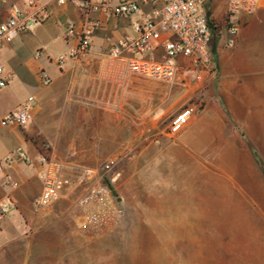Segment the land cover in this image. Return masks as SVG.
<instances>
[{"label": "crops", "instance_id": "obj_1", "mask_svg": "<svg viewBox=\"0 0 264 264\" xmlns=\"http://www.w3.org/2000/svg\"><path fill=\"white\" fill-rule=\"evenodd\" d=\"M118 1L110 0L112 4ZM130 1L140 4V12L119 18L88 14L71 4L60 6L55 0H42L54 20L38 26L36 36L29 32L20 35L0 53V61L7 62L11 59L9 53L17 48L16 42L29 39L43 43L53 40L48 49L59 51L55 57L44 49L36 51L35 56L47 62L33 68V74L39 76L37 84L27 80L19 90L22 93L28 89L32 94L22 98L16 95L10 89L15 75L7 70L10 90L3 93L0 89V126L10 128L0 137V160L18 147L30 158L24 163L13 157L0 172V203L11 200L15 205L13 216L7 215L0 231V264H13L24 247L37 264V245L52 248L61 245L64 238L70 242L72 236L85 231L76 205L80 190L64 194L39 214L33 211V202L43 191L40 156L46 143H50L56 156L86 166L119 155V162L126 161L123 154L134 149L136 180L144 182V175L150 172L151 202L161 208L157 210L160 213L182 205L179 199L199 190L207 173L214 174L217 196L226 205L259 207L264 212V1L258 12L245 20L235 49L218 42L215 73L208 77L201 93L203 110L175 140L161 135L156 119L165 122L175 115L176 87L132 71L127 63L133 58L162 62L164 43L170 34L157 27L141 52L131 53L128 49L121 60L110 57L115 43L136 39L135 26L165 3ZM227 3L228 0H212L206 11L222 19ZM9 4L22 5L23 0H10ZM8 8V4L0 7V22L7 18ZM86 18L99 23L90 56L58 66L54 59L75 46L65 37L66 20ZM42 70L52 79L48 86L40 79ZM187 94L184 92L180 99V108L189 100ZM30 97L34 98L31 121L23 128L3 125L2 117ZM21 220L28 230L23 236L17 231ZM9 246H13L15 256L5 258L1 252Z\"/></svg>", "mask_w": 264, "mask_h": 264}, {"label": "built area", "instance_id": "obj_2", "mask_svg": "<svg viewBox=\"0 0 264 264\" xmlns=\"http://www.w3.org/2000/svg\"><path fill=\"white\" fill-rule=\"evenodd\" d=\"M58 5L71 4L86 13H95L119 18H130L140 12L137 1L120 0L112 4L110 0H55ZM154 3L157 0H142ZM212 0H165L163 7L155 10L145 22L137 24L138 37L132 41L119 40L111 48L110 57L121 60L125 51L141 52L149 45V40L159 27L170 34L164 43L165 58L160 63H148L133 58L127 61L129 68L137 73L163 80L172 87H181L187 91L189 100L182 105L180 112L168 124L160 118L161 135L175 140L185 131L192 119L202 112L201 93L208 77L215 73V54L212 49V30L207 19V5ZM264 0H228L225 15L229 26L220 33V41L227 49H233L238 42L245 20L255 15ZM10 0H0V7L8 4V16L0 22V53L3 48L13 43L16 38L30 32L34 27L45 25L54 19L42 0H23V4H9ZM98 22L88 18L65 22V37L75 43L67 54L54 60L62 67L70 60H83L90 56L92 38ZM40 79L46 86L52 83L50 76L40 71ZM9 84V75L0 63V89ZM34 98L30 97L16 109L6 113L1 122L5 126L25 127L32 119ZM17 157L24 163L30 158L18 147L7 157L0 160V172ZM119 157L109 158L100 168L73 163L52 153L50 143L43 146L40 156V178L43 183L41 195L33 202V211L39 214L55 205L66 193L80 194L76 199L79 209V223L96 232H105L117 227L125 213L115 195L111 183L116 180L114 168ZM112 174V176H111ZM109 181V182H108ZM13 201L0 203V231L9 210L14 208Z\"/></svg>", "mask_w": 264, "mask_h": 264}, {"label": "rangeland", "instance_id": "obj_3", "mask_svg": "<svg viewBox=\"0 0 264 264\" xmlns=\"http://www.w3.org/2000/svg\"><path fill=\"white\" fill-rule=\"evenodd\" d=\"M207 14L213 20H220L216 14ZM37 27L29 34L36 36ZM20 42H16L17 48L9 53L11 59L0 63L15 75L10 82L11 88H3L2 92L11 89L22 98L33 92L24 89L20 93L25 81L32 80L37 84L35 81L39 79V76L33 74V68L47 62L43 57H36V51L47 50L52 57L59 51L48 49L47 46H51L53 40L49 43L37 39ZM179 88L176 87L173 117L180 112V99L185 92ZM13 101L9 100L8 106ZM172 118L163 123L168 124ZM9 129L0 126V137ZM123 155H126L127 160L119 162L114 168L117 175L115 182L108 181L115 195L121 199L120 205L125 213L123 221L105 232L85 227V231L72 236L70 242L64 238L61 245L52 248L37 245L34 249L38 252L37 264H264L262 208L226 205L217 196L214 174L207 173L206 181L199 190H192L191 195L179 199L182 205L170 207L169 213L157 212L161 208L151 202L150 172L144 175V182H138L133 161L134 149L130 152L127 150ZM120 159L121 155L118 161ZM107 160H99L89 167L100 168ZM14 211L9 210L7 215L12 217ZM17 231L21 236L28 233L22 220ZM12 247L2 251V256H15ZM25 248L16 254L13 264H36L34 257H29ZM48 259L51 261L48 262Z\"/></svg>", "mask_w": 264, "mask_h": 264}, {"label": "trees", "instance_id": "obj_4", "mask_svg": "<svg viewBox=\"0 0 264 264\" xmlns=\"http://www.w3.org/2000/svg\"><path fill=\"white\" fill-rule=\"evenodd\" d=\"M207 19L212 30V49L215 54V47L220 39V33L229 26V19L226 15H224L219 21L213 20L209 16H207Z\"/></svg>", "mask_w": 264, "mask_h": 264}, {"label": "water", "instance_id": "obj_5", "mask_svg": "<svg viewBox=\"0 0 264 264\" xmlns=\"http://www.w3.org/2000/svg\"><path fill=\"white\" fill-rule=\"evenodd\" d=\"M119 201H121V199H119Z\"/></svg>", "mask_w": 264, "mask_h": 264}]
</instances>
